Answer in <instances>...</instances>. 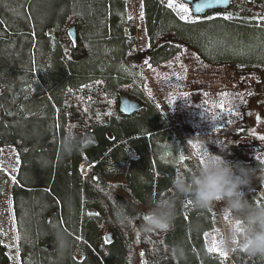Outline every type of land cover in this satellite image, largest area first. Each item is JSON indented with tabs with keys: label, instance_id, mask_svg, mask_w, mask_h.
<instances>
[{
	"label": "trees",
	"instance_id": "1",
	"mask_svg": "<svg viewBox=\"0 0 264 264\" xmlns=\"http://www.w3.org/2000/svg\"><path fill=\"white\" fill-rule=\"evenodd\" d=\"M128 1L0 0V152L12 145L19 158L10 196L20 264H264L241 246L230 259L207 249L205 231L221 226L217 203L202 210L175 193L174 178L196 166L141 69L143 58L157 67L187 46L203 62L264 74V0L187 20L169 0H139L145 57ZM122 95L142 108L123 114ZM69 129L86 141L70 154ZM230 147L233 164L264 172V159ZM7 177L0 167V197ZM245 192L264 205L252 184ZM161 196L175 202L172 227L149 230Z\"/></svg>",
	"mask_w": 264,
	"mask_h": 264
},
{
	"label": "rangeland",
	"instance_id": "2",
	"mask_svg": "<svg viewBox=\"0 0 264 264\" xmlns=\"http://www.w3.org/2000/svg\"><path fill=\"white\" fill-rule=\"evenodd\" d=\"M170 3L180 18H192L188 3L169 0ZM181 5L189 12H182ZM138 8L139 0H129L128 12L137 13L136 38L145 57L149 42L140 17L141 7ZM142 61L145 66L141 63V69L148 75L147 87L155 92L162 113L173 122L180 151L183 155L189 153L196 167L206 149L233 163L235 155L230 145H239L246 155L251 153L264 159V139H261L264 137V74L203 62L187 46L180 55L157 67L148 66L144 58ZM18 164L15 147L3 146L0 167L8 177L0 197V229L10 259L8 264H20L10 196ZM251 184L264 200V172L253 175ZM216 208L221 226L205 231L206 247L230 259L231 250L226 251L221 246V239L231 223L230 214L222 202H218ZM235 246H241V242L237 240L231 249Z\"/></svg>",
	"mask_w": 264,
	"mask_h": 264
},
{
	"label": "clouds",
	"instance_id": "3",
	"mask_svg": "<svg viewBox=\"0 0 264 264\" xmlns=\"http://www.w3.org/2000/svg\"><path fill=\"white\" fill-rule=\"evenodd\" d=\"M86 141H77L71 129L67 131L62 149L70 154ZM224 151V150H221ZM254 168L233 164L223 156L208 149L201 153L200 163L188 174L173 180V189L179 196L190 197L194 207L208 209L222 202L230 214L231 223L221 239V246L231 250L239 240L241 247L250 255H264V205H257L247 198ZM174 200L161 196L146 221L149 230L166 231L172 227ZM66 242H62L65 246Z\"/></svg>",
	"mask_w": 264,
	"mask_h": 264
},
{
	"label": "water",
	"instance_id": "4",
	"mask_svg": "<svg viewBox=\"0 0 264 264\" xmlns=\"http://www.w3.org/2000/svg\"><path fill=\"white\" fill-rule=\"evenodd\" d=\"M186 3H188L191 13L194 16H205L207 14H210L214 11H222L227 9L234 0H220L219 3L216 2V0H183ZM197 4H205L210 6H205L201 12L195 11V6ZM68 34L73 43L76 42V33L74 26H70L68 29ZM142 108L141 103L133 98H130L127 95H122L119 99V109L120 111L125 115H130L134 112L139 111ZM117 198L126 206L127 211L130 214H135V211L127 204V200L122 195H117ZM108 239H110V236L108 235ZM50 247V246H48Z\"/></svg>",
	"mask_w": 264,
	"mask_h": 264
},
{
	"label": "snow or ice",
	"instance_id": "5",
	"mask_svg": "<svg viewBox=\"0 0 264 264\" xmlns=\"http://www.w3.org/2000/svg\"><path fill=\"white\" fill-rule=\"evenodd\" d=\"M217 3L220 2V0H216ZM170 6H171V3H170ZM205 6H210V5H205V4H197L195 6V11L196 12H201L203 10V8ZM181 11L184 12V13H188L189 12V9L187 7H185L184 5H181ZM212 17H209V19H211ZM229 17H225V19H228ZM181 19H184V20H187V17L185 16H182ZM222 107V106H221ZM217 117L213 116V119H216ZM261 139H264V137H262ZM145 219H149V217H145Z\"/></svg>",
	"mask_w": 264,
	"mask_h": 264
},
{
	"label": "crops",
	"instance_id": "6",
	"mask_svg": "<svg viewBox=\"0 0 264 264\" xmlns=\"http://www.w3.org/2000/svg\"><path fill=\"white\" fill-rule=\"evenodd\" d=\"M129 2V1H128ZM141 7V5H140V3H139V8ZM138 8V9H139ZM128 5H127V13L129 14V15H132V13H130V11L128 12ZM2 242L5 244V241H4V239H3V237H2Z\"/></svg>",
	"mask_w": 264,
	"mask_h": 264
},
{
	"label": "built area",
	"instance_id": "7",
	"mask_svg": "<svg viewBox=\"0 0 264 264\" xmlns=\"http://www.w3.org/2000/svg\"><path fill=\"white\" fill-rule=\"evenodd\" d=\"M135 15V14H134ZM83 167L85 168V165L83 164Z\"/></svg>",
	"mask_w": 264,
	"mask_h": 264
},
{
	"label": "bare ground",
	"instance_id": "8",
	"mask_svg": "<svg viewBox=\"0 0 264 264\" xmlns=\"http://www.w3.org/2000/svg\"><path fill=\"white\" fill-rule=\"evenodd\" d=\"M10 210H11V208H10Z\"/></svg>",
	"mask_w": 264,
	"mask_h": 264
}]
</instances>
